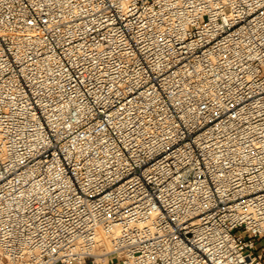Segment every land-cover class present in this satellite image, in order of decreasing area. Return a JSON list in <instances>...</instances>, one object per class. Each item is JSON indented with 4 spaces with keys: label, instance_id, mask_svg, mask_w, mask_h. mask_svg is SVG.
<instances>
[{
    "label": "built area",
    "instance_id": "2783aa9c",
    "mask_svg": "<svg viewBox=\"0 0 264 264\" xmlns=\"http://www.w3.org/2000/svg\"><path fill=\"white\" fill-rule=\"evenodd\" d=\"M257 240L264 0H0V264H264Z\"/></svg>",
    "mask_w": 264,
    "mask_h": 264
},
{
    "label": "rangeland",
    "instance_id": "374dc122",
    "mask_svg": "<svg viewBox=\"0 0 264 264\" xmlns=\"http://www.w3.org/2000/svg\"><path fill=\"white\" fill-rule=\"evenodd\" d=\"M257 243L259 244V245H261V244H263L264 243V240H257ZM120 261H121V258H119V257H117V258H115V264H120Z\"/></svg>",
    "mask_w": 264,
    "mask_h": 264
},
{
    "label": "bare ground",
    "instance_id": "6f19581e",
    "mask_svg": "<svg viewBox=\"0 0 264 264\" xmlns=\"http://www.w3.org/2000/svg\"><path fill=\"white\" fill-rule=\"evenodd\" d=\"M105 244H106V248H109V246H110V245H109V244H110V241H109V240H106V241H105ZM103 252H104V250H100V251H99L100 255H102ZM103 256L105 257V255H103Z\"/></svg>",
    "mask_w": 264,
    "mask_h": 264
}]
</instances>
